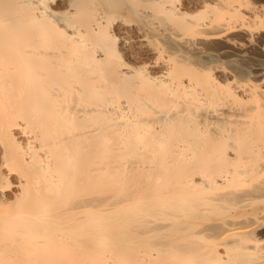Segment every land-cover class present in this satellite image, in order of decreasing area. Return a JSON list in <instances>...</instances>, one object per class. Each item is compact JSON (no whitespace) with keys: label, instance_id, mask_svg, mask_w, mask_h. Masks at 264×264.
Returning <instances> with one entry per match:
<instances>
[{"label":"bare ground","instance_id":"obj_1","mask_svg":"<svg viewBox=\"0 0 264 264\" xmlns=\"http://www.w3.org/2000/svg\"><path fill=\"white\" fill-rule=\"evenodd\" d=\"M244 12L0 0V264H264V82L222 60Z\"/></svg>","mask_w":264,"mask_h":264},{"label":"rangeland","instance_id":"obj_2","mask_svg":"<svg viewBox=\"0 0 264 264\" xmlns=\"http://www.w3.org/2000/svg\"><path fill=\"white\" fill-rule=\"evenodd\" d=\"M255 1L258 4L264 5V0H255ZM244 15H245L244 17L238 19V27L240 25H242L246 31L238 30V32H234L233 34L236 33L234 35L235 36L234 38L238 41V43L239 42L242 43L241 40L243 41V44L247 43V44H244L246 46V48L243 50V51H245L246 55L243 58H241L240 56H237L236 54H238L239 52L241 53V51L238 50L237 47H235L237 50L233 47L231 49H233L232 51L235 52V55L231 54L232 56L230 55L228 57H224L222 60H223V62H226V64H224L226 66V68L230 69V70H228L230 72L229 75L232 76L234 73L233 76L235 77L236 80H240L239 75L241 74V72L242 73L244 72L243 73L244 77L246 74L247 77L252 79V80L249 79L250 81H252L254 83H258V84H263L264 81H262V80H264V49H262V48H264V26H262V25H263L264 21L262 22V24H260V21L258 19H256L255 15H253L252 12L250 14L247 12H244ZM256 21L258 23L257 25H255ZM259 30H261V31H259ZM250 33H252L253 35L251 34L252 39H251V41H249L251 45H248L249 42H247V39H246L247 36L245 38V35L250 34ZM233 34H232V36H233ZM237 37H238V39H237ZM243 37L246 39V42H244L245 40ZM236 67L238 68V71L240 68L239 72H237V70H235V69H237ZM232 68H235L233 72H232V70H233ZM235 71L237 74L235 73ZM237 75H238V77H237ZM232 77H230L231 80H232ZM247 77H245V78H247ZM11 181L16 184L17 178L15 176H13L11 178ZM15 189H16L15 185L13 184L11 186V188L9 189V191L5 192L6 196H8V198H11L13 196L12 192H14ZM261 213H259V214H261ZM261 216L264 217L263 213L261 214ZM261 216L259 218L262 219L263 217H261ZM260 221L261 220H259V222ZM261 222H264V219ZM257 231H256V234L258 235V237L257 236L256 237L259 239H262L261 242L264 243V240H263L264 239V223H263V226H261V228L258 229Z\"/></svg>","mask_w":264,"mask_h":264}]
</instances>
